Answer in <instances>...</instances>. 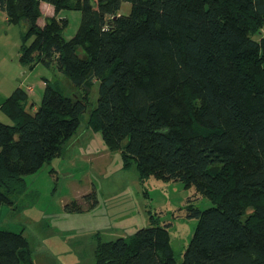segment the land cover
I'll list each match as a JSON object with an SVG mask.
<instances>
[{"label": "trees", "instance_id": "16d2710c", "mask_svg": "<svg viewBox=\"0 0 264 264\" xmlns=\"http://www.w3.org/2000/svg\"><path fill=\"white\" fill-rule=\"evenodd\" d=\"M42 1L54 15L40 25ZM66 9L81 10L70 39ZM0 11L28 21L22 62L68 80L44 77L34 112L30 85L4 103L15 124L0 122V207L11 182L67 156L88 111L89 127L142 179L183 181L213 203L187 198L198 223L181 253L171 223L157 221L100 241L95 264H264V0H0ZM0 264H34L25 235L0 228Z\"/></svg>", "mask_w": 264, "mask_h": 264}, {"label": "rangeland", "instance_id": "374dc122", "mask_svg": "<svg viewBox=\"0 0 264 264\" xmlns=\"http://www.w3.org/2000/svg\"><path fill=\"white\" fill-rule=\"evenodd\" d=\"M130 11L131 4L123 2L121 12ZM47 13L43 6L41 21ZM60 16L69 20L63 36L70 39L80 26L81 10L66 9ZM26 29V19L10 22L0 11V122L11 125L15 122L4 103L18 87L34 88L25 102L30 112L41 104L44 77L68 87L56 67L22 62L20 51L33 40L30 36L24 41ZM97 85L91 86L92 105ZM88 117V111L81 114L67 156L53 157L22 181L10 183L12 202L0 207V228L25 235L34 264H95L100 241L129 237L157 221L171 223L174 248L184 251L198 223V218L187 217V198L194 197V205L202 209L213 205L212 201L180 180L153 175L142 179L137 164L132 161L126 167L122 150L108 148L102 131L89 127Z\"/></svg>", "mask_w": 264, "mask_h": 264}, {"label": "crops", "instance_id": "0c3cea01", "mask_svg": "<svg viewBox=\"0 0 264 264\" xmlns=\"http://www.w3.org/2000/svg\"><path fill=\"white\" fill-rule=\"evenodd\" d=\"M43 6H45L46 10L48 11L46 16L54 15V7L52 4L48 2H41V9L43 10ZM45 21H41V17L39 18V24L43 25Z\"/></svg>", "mask_w": 264, "mask_h": 264}]
</instances>
